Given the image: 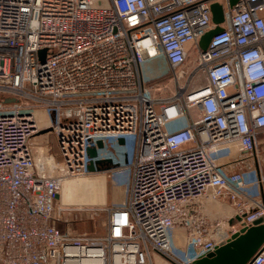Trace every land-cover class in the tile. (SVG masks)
<instances>
[{
	"label": "built area",
	"instance_id": "built-area-1",
	"mask_svg": "<svg viewBox=\"0 0 264 264\" xmlns=\"http://www.w3.org/2000/svg\"><path fill=\"white\" fill-rule=\"evenodd\" d=\"M215 3L222 32L203 50ZM156 57L175 81L169 97H155L144 79L143 64ZM36 108L52 113L60 176L34 158ZM261 133L264 0H0V264L208 257L264 218L253 158ZM97 159L112 161L101 169L126 199L106 208L104 235L63 231L61 176L91 174ZM209 200L232 204L230 224L205 214ZM247 264H264V242Z\"/></svg>",
	"mask_w": 264,
	"mask_h": 264
},
{
	"label": "rangeland",
	"instance_id": "rangeland-1",
	"mask_svg": "<svg viewBox=\"0 0 264 264\" xmlns=\"http://www.w3.org/2000/svg\"><path fill=\"white\" fill-rule=\"evenodd\" d=\"M103 6L107 7L108 3H103ZM142 72L147 86L152 90L155 97H169L174 92L175 81L171 79L169 67L163 57H156L143 64ZM34 114L38 126V131L30 141L34 158L38 163L45 162L49 166L50 174L60 176L63 159L52 128V113L49 110L36 108ZM258 142L257 155L253 158L256 160L257 156L258 161H256L264 173V133H261ZM129 146L134 150L132 143H129ZM117 152L121 156L124 155L121 149H118ZM116 157L119 158L118 155ZM116 160L118 162L123 161V159ZM107 170L104 168L79 177L61 176L63 184L56 202V209L59 207L63 209L58 221V227L61 230L98 236L104 235L108 221L106 208L120 204L126 199L125 187L117 183L112 172ZM204 211L211 220L216 219L218 222L220 219H226L234 214L232 204L225 200L204 201ZM225 227L227 228L228 224ZM184 236L185 232L182 228L175 230V244L177 246L182 247L184 245ZM155 261L156 264L161 262L160 258L156 256Z\"/></svg>",
	"mask_w": 264,
	"mask_h": 264
},
{
	"label": "water",
	"instance_id": "water-1",
	"mask_svg": "<svg viewBox=\"0 0 264 264\" xmlns=\"http://www.w3.org/2000/svg\"><path fill=\"white\" fill-rule=\"evenodd\" d=\"M237 0H233L235 3ZM213 22L217 26L208 33H206L200 42L201 48L206 50L212 37L221 33L222 28L219 26L224 21V11L221 5L215 3L212 5ZM41 54H45V51H41ZM16 99H6L5 103L15 102ZM43 133L45 131H42ZM121 144L124 143V139H120ZM98 148L104 147L103 141L97 142ZM89 155L91 158H97L98 152L96 148L89 149ZM112 164L111 160H99L91 161L88 169L92 172L100 170L101 166ZM264 221L263 217L258 218L253 222V227L248 230H242L241 233H235L229 240L220 244L216 251L210 254L208 257L202 258L196 261L194 264H247V262L256 254L260 246L264 242Z\"/></svg>",
	"mask_w": 264,
	"mask_h": 264
},
{
	"label": "crops",
	"instance_id": "crops-1",
	"mask_svg": "<svg viewBox=\"0 0 264 264\" xmlns=\"http://www.w3.org/2000/svg\"><path fill=\"white\" fill-rule=\"evenodd\" d=\"M263 175H264V173H263ZM262 195H263V198H264V184H263V188H262ZM217 209H218V208H217ZM227 213H228V212H227ZM230 217H231V216H230ZM230 217H227V218H226L228 224L231 223V222L229 221V218H230ZM226 219H223V220L220 219L219 222H224V221H226ZM213 221H214V222H218V220H216V219H214Z\"/></svg>",
	"mask_w": 264,
	"mask_h": 264
},
{
	"label": "bare ground",
	"instance_id": "bare-ground-1",
	"mask_svg": "<svg viewBox=\"0 0 264 264\" xmlns=\"http://www.w3.org/2000/svg\"><path fill=\"white\" fill-rule=\"evenodd\" d=\"M38 127V126H37ZM67 184V183H66ZM66 184H65V188H66Z\"/></svg>",
	"mask_w": 264,
	"mask_h": 264
}]
</instances>
